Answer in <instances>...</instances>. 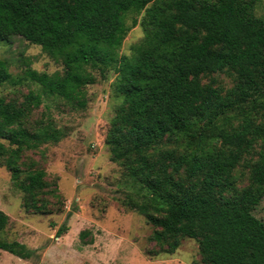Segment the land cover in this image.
Here are the masks:
<instances>
[{
    "label": "trees",
    "instance_id": "obj_1",
    "mask_svg": "<svg viewBox=\"0 0 264 264\" xmlns=\"http://www.w3.org/2000/svg\"><path fill=\"white\" fill-rule=\"evenodd\" d=\"M258 4L0 0V42L19 36L61 66L47 74L24 62L12 76L0 60V85L30 81L40 89L28 91L20 104L0 96V160L22 193L23 208L45 212L42 196L51 195L46 173L26 164L24 154L64 136L47 122L23 124L42 97L84 107L85 87L113 66L121 102L104 143L110 161L144 191L123 205L155 228L151 239L167 252L188 238L197 241L202 264H264V222L253 215L264 200V18L255 13ZM130 13H142L143 35L130 55H119ZM217 73L230 77L232 86H215ZM227 111L237 114L236 125L216 122ZM181 138V152L162 147ZM257 142L248 183L238 188L233 171ZM8 221L0 210V233ZM0 250L21 260L33 255L17 241L0 240Z\"/></svg>",
    "mask_w": 264,
    "mask_h": 264
},
{
    "label": "rangeland",
    "instance_id": "obj_2",
    "mask_svg": "<svg viewBox=\"0 0 264 264\" xmlns=\"http://www.w3.org/2000/svg\"><path fill=\"white\" fill-rule=\"evenodd\" d=\"M255 13L264 18V0H259ZM141 16L142 13L126 16L129 30L117 51L119 55H130L142 38ZM0 60L7 62L12 76L21 73L24 62L37 72H61V66L40 47L19 36L0 42ZM104 71V77L96 74L95 83L85 87L84 107L58 97H42L40 106L23 124L32 127L43 121L64 134L58 143L40 145L24 154L26 164L34 162L46 173L51 195L42 196L45 212L23 208L22 193L14 187L0 160V210L9 220L0 240L17 241L33 251L30 259L21 260L0 250V264H202L196 240L179 239L177 248L167 252L165 245L151 239L155 228L123 205L125 198H139L144 191L125 175L121 166L110 161L104 140L121 99L113 89V66ZM211 77L215 86H232V79L224 73ZM208 80L203 78L204 83ZM28 91L38 93L40 89L30 81L0 85V96L7 102L20 104ZM223 121L236 125L237 114L227 111L216 119L217 123ZM255 121L262 122L259 117ZM184 144L181 138L162 147L181 152ZM258 150L259 142L234 169L238 188L248 183L249 164ZM253 215L264 222V200ZM60 228L64 230L57 236ZM81 232L86 233L84 238L79 237Z\"/></svg>",
    "mask_w": 264,
    "mask_h": 264
}]
</instances>
